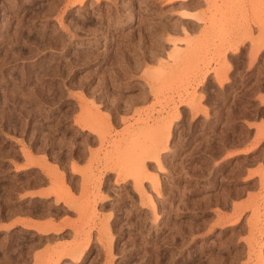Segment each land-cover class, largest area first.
Masks as SVG:
<instances>
[{
  "label": "rangeland",
  "instance_id": "374dc122",
  "mask_svg": "<svg viewBox=\"0 0 264 264\" xmlns=\"http://www.w3.org/2000/svg\"><path fill=\"white\" fill-rule=\"evenodd\" d=\"M0 264H264V0H0Z\"/></svg>",
  "mask_w": 264,
  "mask_h": 264
},
{
  "label": "crops",
  "instance_id": "0c3cea01",
  "mask_svg": "<svg viewBox=\"0 0 264 264\" xmlns=\"http://www.w3.org/2000/svg\"><path fill=\"white\" fill-rule=\"evenodd\" d=\"M37 191H41V192H44L46 191V188H39V189H36Z\"/></svg>",
  "mask_w": 264,
  "mask_h": 264
},
{
  "label": "bare ground",
  "instance_id": "6f19581e",
  "mask_svg": "<svg viewBox=\"0 0 264 264\" xmlns=\"http://www.w3.org/2000/svg\"><path fill=\"white\" fill-rule=\"evenodd\" d=\"M49 228V227H48Z\"/></svg>",
  "mask_w": 264,
  "mask_h": 264
}]
</instances>
